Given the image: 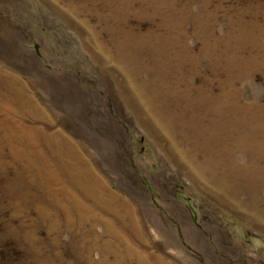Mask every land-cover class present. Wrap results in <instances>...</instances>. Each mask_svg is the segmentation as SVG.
Returning a JSON list of instances; mask_svg holds the SVG:
<instances>
[{
	"label": "rangeland",
	"instance_id": "374dc122",
	"mask_svg": "<svg viewBox=\"0 0 264 264\" xmlns=\"http://www.w3.org/2000/svg\"><path fill=\"white\" fill-rule=\"evenodd\" d=\"M0 264H264V0H0Z\"/></svg>",
	"mask_w": 264,
	"mask_h": 264
}]
</instances>
